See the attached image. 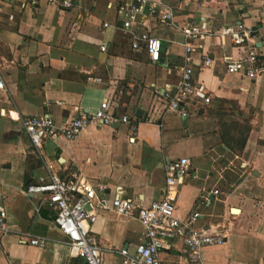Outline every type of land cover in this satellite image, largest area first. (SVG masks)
Returning a JSON list of instances; mask_svg holds the SVG:
<instances>
[{
    "label": "crops",
    "instance_id": "0c3cea01",
    "mask_svg": "<svg viewBox=\"0 0 264 264\" xmlns=\"http://www.w3.org/2000/svg\"><path fill=\"white\" fill-rule=\"evenodd\" d=\"M69 1L68 9L46 0L0 1V205L6 213L0 264H82L41 196L25 193L27 184L47 182L51 174L75 176L145 205L162 196L163 164L177 157H188L190 166L176 185L175 214L198 212L194 226H213L224 236L220 245L201 249L202 264H264V144H256L264 140V0H155L170 12L164 22L157 13L144 20L161 44L155 62L130 49V35L107 7L115 0ZM186 24L204 31L187 42L189 53L181 35ZM235 24L248 30L259 55L263 69L254 79L225 70L224 57L243 55L246 47H222L213 33ZM205 56L211 62L202 67ZM186 57L211 102L180 118L164 112L163 94L173 92ZM103 101L127 114L133 131L128 123L90 124L73 140L46 139L36 150L20 125L22 117L43 113L59 125ZM241 118L252 126L241 150L232 151L221 135ZM209 206L216 213H204ZM91 233L102 248L101 264H121L118 249L131 251L142 240L134 214L100 211ZM34 237L44 246L29 245ZM167 244L157 254L161 264H188L178 241Z\"/></svg>",
    "mask_w": 264,
    "mask_h": 264
},
{
    "label": "built area",
    "instance_id": "2783aa9c",
    "mask_svg": "<svg viewBox=\"0 0 264 264\" xmlns=\"http://www.w3.org/2000/svg\"><path fill=\"white\" fill-rule=\"evenodd\" d=\"M1 1V0H0ZM47 3L68 9L69 0H46ZM36 5L37 0H29ZM113 7L119 19L123 33L130 35L129 46L133 51H142L147 59L155 62L159 59L161 44L143 28L146 17L158 14L161 22L170 18L169 11L158 9L155 0H115ZM264 25V16L260 20ZM101 27H107L102 22ZM204 31L196 25L186 24L181 28L184 52L192 51L188 41L202 37ZM222 47H246L245 53L236 58L224 57L225 70L229 73H241L243 76L254 79L262 71L259 55L253 43L249 40L248 30L240 24L226 25L213 33ZM100 51L106 50L105 44L99 45ZM211 62L204 57L201 66ZM179 79L173 92L163 94L165 99L164 112H170L185 118L189 109L204 107L210 104L211 96L206 87L199 81L192 79V66L188 57L177 68ZM3 88L0 80V89ZM128 123L133 131L134 126L127 114L113 111L106 102L99 103L92 113H82L72 116L56 125L47 114L29 115L20 119V125L30 145L36 150L40 149L46 139L62 138L73 140L79 132L90 124L100 126H116ZM132 138H130L131 140ZM190 160L188 157H177L163 164L164 189L159 199L151 200L145 205H139L132 199L122 195L119 189L110 195L105 192L103 185H92L84 178L69 176L61 177L56 174L49 175L47 182H32L26 185L25 193L38 194L46 207L53 213L52 221L56 230L66 239L72 257L82 261V264H101V246L98 245L91 233V225L95 222L98 212L111 211L118 215L134 214L142 228V240L135 244L131 251L120 248L117 254L121 264H161L157 257L159 250L168 247V241L176 240L183 249L188 264H202L200 251L207 246L220 245L224 236L213 226H194L199 217L198 212L179 218L175 214L176 185L188 174ZM213 190L212 194H216ZM209 200L204 198V204ZM6 213L0 205V229L4 230ZM29 245L44 246V239L30 238ZM35 264V263H26Z\"/></svg>",
    "mask_w": 264,
    "mask_h": 264
},
{
    "label": "rangeland",
    "instance_id": "374dc122",
    "mask_svg": "<svg viewBox=\"0 0 264 264\" xmlns=\"http://www.w3.org/2000/svg\"><path fill=\"white\" fill-rule=\"evenodd\" d=\"M252 124H249L246 119H240L239 122H237L234 125H225L224 126V134L221 135V143L228 147L229 150L232 151H239L241 150L243 144L248 138L249 135V129L251 128ZM257 127V125H256ZM256 144L263 145L264 140L262 138H256ZM219 149L222 151V149L219 147ZM108 197L110 194L107 195ZM202 209L204 210V213H207L209 211H213V207H205ZM216 213L215 211H213Z\"/></svg>",
    "mask_w": 264,
    "mask_h": 264
},
{
    "label": "water",
    "instance_id": "95a60500",
    "mask_svg": "<svg viewBox=\"0 0 264 264\" xmlns=\"http://www.w3.org/2000/svg\"><path fill=\"white\" fill-rule=\"evenodd\" d=\"M132 110L134 111V116L135 117H140L141 116V110L136 109L135 107H132Z\"/></svg>",
    "mask_w": 264,
    "mask_h": 264
}]
</instances>
